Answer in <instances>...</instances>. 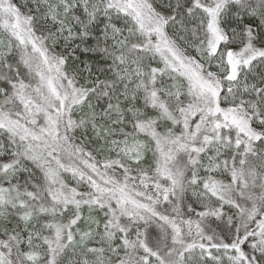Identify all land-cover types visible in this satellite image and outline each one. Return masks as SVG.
<instances>
[{
    "label": "snow or ice",
    "instance_id": "1",
    "mask_svg": "<svg viewBox=\"0 0 264 264\" xmlns=\"http://www.w3.org/2000/svg\"><path fill=\"white\" fill-rule=\"evenodd\" d=\"M0 264H264V0H0Z\"/></svg>",
    "mask_w": 264,
    "mask_h": 264
}]
</instances>
